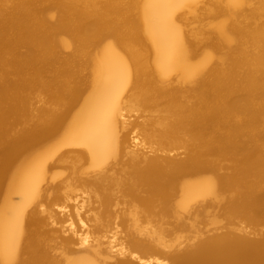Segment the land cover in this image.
Wrapping results in <instances>:
<instances>
[{"label":"bare ground","instance_id":"obj_1","mask_svg":"<svg viewBox=\"0 0 264 264\" xmlns=\"http://www.w3.org/2000/svg\"><path fill=\"white\" fill-rule=\"evenodd\" d=\"M0 264H264V0H0Z\"/></svg>","mask_w":264,"mask_h":264}]
</instances>
